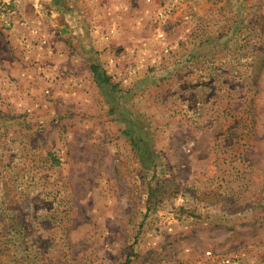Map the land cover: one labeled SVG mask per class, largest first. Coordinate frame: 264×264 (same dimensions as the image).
Instances as JSON below:
<instances>
[{
  "label": "rangeland",
  "instance_id": "374dc122",
  "mask_svg": "<svg viewBox=\"0 0 264 264\" xmlns=\"http://www.w3.org/2000/svg\"><path fill=\"white\" fill-rule=\"evenodd\" d=\"M14 5L0 264H264V0Z\"/></svg>",
  "mask_w": 264,
  "mask_h": 264
},
{
  "label": "trees",
  "instance_id": "16d2710c",
  "mask_svg": "<svg viewBox=\"0 0 264 264\" xmlns=\"http://www.w3.org/2000/svg\"><path fill=\"white\" fill-rule=\"evenodd\" d=\"M91 70L94 74L95 79L101 84H108L110 82V77L106 74V72L102 69L99 64H92Z\"/></svg>",
  "mask_w": 264,
  "mask_h": 264
},
{
  "label": "built area",
  "instance_id": "2783aa9c",
  "mask_svg": "<svg viewBox=\"0 0 264 264\" xmlns=\"http://www.w3.org/2000/svg\"><path fill=\"white\" fill-rule=\"evenodd\" d=\"M16 0H0V9L7 13L14 14L16 12L14 3Z\"/></svg>",
  "mask_w": 264,
  "mask_h": 264
}]
</instances>
